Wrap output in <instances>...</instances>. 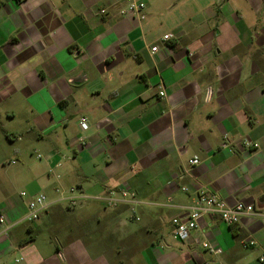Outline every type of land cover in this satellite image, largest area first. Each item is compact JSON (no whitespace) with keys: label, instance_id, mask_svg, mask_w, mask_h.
<instances>
[{"label":"crops","instance_id":"0c3cea01","mask_svg":"<svg viewBox=\"0 0 264 264\" xmlns=\"http://www.w3.org/2000/svg\"><path fill=\"white\" fill-rule=\"evenodd\" d=\"M140 1L143 20L124 0H0V210L60 200L0 237V264H264L258 220L171 234L199 188L264 211V0ZM72 188H129L141 221Z\"/></svg>","mask_w":264,"mask_h":264},{"label":"built area","instance_id":"2783aa9c","mask_svg":"<svg viewBox=\"0 0 264 264\" xmlns=\"http://www.w3.org/2000/svg\"><path fill=\"white\" fill-rule=\"evenodd\" d=\"M145 9L146 4L140 0H124V6L120 10V15L123 18L134 17L143 20L145 19ZM100 13L105 15L107 10L102 9ZM170 39L171 36L169 35L163 37L164 41ZM151 51L155 54L159 51V47L154 46ZM160 95L162 97L166 96L163 88L160 91ZM78 124L83 132L87 131L90 127L88 119L84 116L79 118ZM85 142L83 137L79 139L81 145H84ZM15 163L12 162V164ZM189 164L196 166L199 164V160L197 158L192 159L189 161ZM184 191L187 193L190 192L188 188H185ZM193 195V204L189 207L179 208L178 210L182 212V215L172 220L171 234L177 241L183 243L190 242L194 232L199 230L201 221L205 219L222 222L231 227L241 224L244 219L258 220L264 225V211L260 210L255 204H248L241 201L231 206L218 194L203 188L195 190ZM21 196L26 198L27 194L21 193ZM89 200L97 202L104 209L116 210L124 208L129 212L130 218L133 221H141L138 209L144 203L139 200L136 192L129 188L121 189L119 192L111 191L98 197H90L85 193L79 192L76 188H72L69 191L67 199L63 201H66L70 206L74 207L80 202ZM59 201V199H49L44 194L35 195L27 203V211L24 216L13 222L8 219L7 214L3 210H0V237H7L12 229L21 224L39 220L49 209L57 205ZM201 246L204 251L212 255L222 254L220 248L213 246L208 241H203ZM259 261L264 262V257H261Z\"/></svg>","mask_w":264,"mask_h":264}]
</instances>
